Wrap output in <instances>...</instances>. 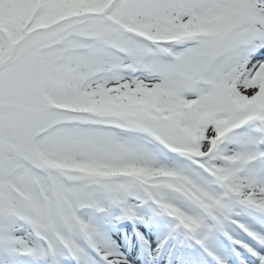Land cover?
I'll use <instances>...</instances> for the list:
<instances>
[{"label":"snow or ice","instance_id":"1","mask_svg":"<svg viewBox=\"0 0 264 264\" xmlns=\"http://www.w3.org/2000/svg\"><path fill=\"white\" fill-rule=\"evenodd\" d=\"M0 264H264V0H0Z\"/></svg>","mask_w":264,"mask_h":264}]
</instances>
